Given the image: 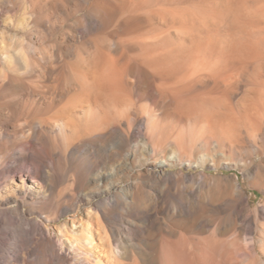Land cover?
Segmentation results:
<instances>
[{
    "label": "bare ground",
    "instance_id": "1",
    "mask_svg": "<svg viewBox=\"0 0 264 264\" xmlns=\"http://www.w3.org/2000/svg\"><path fill=\"white\" fill-rule=\"evenodd\" d=\"M0 2L10 22L0 34V264L91 263L94 232H107L99 216L97 227L82 223L77 249L58 244L24 209L59 203L53 195L70 160L83 181L109 187L121 173L151 165L164 171L197 155L243 161L264 144V0ZM86 4L90 14L60 72L62 88L36 95L26 81V34L47 6L54 14ZM87 29L101 32L86 38ZM108 164L112 178L101 170ZM10 229L15 246L5 251ZM230 241L198 239L193 250L183 237L168 240L160 264H238L242 247ZM109 255L110 264H122L113 248Z\"/></svg>",
    "mask_w": 264,
    "mask_h": 264
},
{
    "label": "rangeland",
    "instance_id": "2",
    "mask_svg": "<svg viewBox=\"0 0 264 264\" xmlns=\"http://www.w3.org/2000/svg\"><path fill=\"white\" fill-rule=\"evenodd\" d=\"M89 5L72 14L59 11L55 15L47 6L46 15L43 14L45 19L42 17L26 34L25 39L31 46V72L26 81L36 95L62 88L59 75L81 44L78 38L83 36V30L79 25L81 21L87 22ZM0 15V34H3L10 22L4 11ZM46 16H50L49 19ZM97 31L109 32L110 29H87L86 38ZM17 33L22 36L21 31ZM213 155L214 158L197 155L191 161L169 163L164 171L151 165L130 174L121 173L117 176L120 178L118 185L109 187H100L93 180L83 181V173L75 170L76 160H70L53 195L61 198L59 203L51 201L39 207L26 203L24 209L29 218L41 222L46 233L58 244L63 239L71 248L81 240L82 223L94 220L96 225L99 216L107 232L101 234L98 229L94 232L90 264L96 263V257L101 264L114 262L115 258L109 255L112 248L122 264H160L168 240L180 237L189 241L188 247L193 250H196L194 242L198 239L231 240L242 247L238 264H264V144L243 161L221 152ZM111 165L101 170L112 178ZM94 174L91 179L96 178ZM19 182L16 178L9 190H14ZM57 208L59 218L49 222L47 217L55 214ZM7 231L3 247L10 251L15 246V235L12 229ZM70 238L76 239V244L69 241ZM82 242L81 245L86 243Z\"/></svg>",
    "mask_w": 264,
    "mask_h": 264
}]
</instances>
